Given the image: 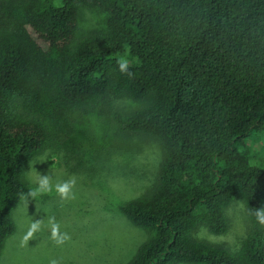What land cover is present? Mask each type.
I'll return each instance as SVG.
<instances>
[{
	"label": "trees",
	"instance_id": "obj_1",
	"mask_svg": "<svg viewBox=\"0 0 264 264\" xmlns=\"http://www.w3.org/2000/svg\"><path fill=\"white\" fill-rule=\"evenodd\" d=\"M81 8L105 30L78 38ZM120 94L148 102L113 110L119 131L162 153L156 182L120 205L151 236L128 264H264V165L248 145L264 137V0H0V255L29 163L51 150L71 171L74 112ZM237 200L250 220L238 249L193 237L227 233Z\"/></svg>",
	"mask_w": 264,
	"mask_h": 264
},
{
	"label": "rangeland",
	"instance_id": "obj_2",
	"mask_svg": "<svg viewBox=\"0 0 264 264\" xmlns=\"http://www.w3.org/2000/svg\"><path fill=\"white\" fill-rule=\"evenodd\" d=\"M106 20L101 11L81 8L77 37L104 31ZM147 102L135 101L127 94L112 95L91 110L74 112L73 126L64 142L71 171L59 165L60 158L51 150L29 163L26 180L30 174L35 177L41 173L51 178L53 187L17 204V231L7 239L0 264L129 263L151 236L133 225L120 205L156 182L162 153L153 138L120 132L111 113L118 109L130 112ZM248 145L254 155L251 163L264 165V137L253 135ZM73 179L69 196L62 198L54 185ZM30 186L34 190L35 186ZM227 215V233L215 235L199 227L193 237L228 251L238 249L250 222L244 203L233 202ZM35 221L40 227L30 235L29 226Z\"/></svg>",
	"mask_w": 264,
	"mask_h": 264
},
{
	"label": "clouds",
	"instance_id": "obj_3",
	"mask_svg": "<svg viewBox=\"0 0 264 264\" xmlns=\"http://www.w3.org/2000/svg\"><path fill=\"white\" fill-rule=\"evenodd\" d=\"M120 70L122 72L128 71V65L126 61H121ZM28 182L35 186L34 190L29 191L27 197L34 198L37 195L46 193L53 187L51 178L48 175H42L39 173L37 176L33 177L31 174L28 176ZM75 183V180L64 181L62 183H56L54 185L56 191L60 194L62 198H66L70 194V188ZM256 223L259 225H264V208L257 209L254 213ZM40 227L39 221L32 222L29 226V234L37 231ZM55 228V226H53ZM55 264V262H53Z\"/></svg>",
	"mask_w": 264,
	"mask_h": 264
}]
</instances>
